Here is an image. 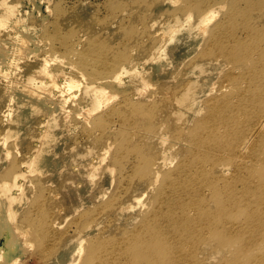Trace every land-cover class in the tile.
<instances>
[{
	"label": "bare ground",
	"instance_id": "bare-ground-1",
	"mask_svg": "<svg viewBox=\"0 0 264 264\" xmlns=\"http://www.w3.org/2000/svg\"><path fill=\"white\" fill-rule=\"evenodd\" d=\"M1 1L0 123L5 129L0 143L15 137L12 144L21 156L11 159V182L0 184V264H9L22 247L16 215L27 196L17 179L40 181L30 172H50L64 138L73 140L70 150L92 139L95 161L82 151L78 170L67 178L71 192L65 209L79 215L71 234L49 218L61 212L62 202L42 209L44 190L22 214L21 222L34 225L37 240L57 242L61 232L67 235L57 252L39 254L40 264H264V0H231L218 7L211 0H185L177 12L197 11L193 24H187L192 11L186 18L175 16L169 27L153 33L154 39L149 30L141 39L137 32L130 41L140 40L139 47L122 49L102 32L109 24L99 27L100 20L99 28L78 29V16L67 11L49 6L50 22L21 14L17 1ZM156 22L150 29L162 23ZM176 27L183 50L195 61L215 63L218 86L208 85L212 78L196 70L190 80L174 83L178 75L168 68L166 42L176 38ZM154 76L158 83L149 81ZM160 115L164 122L158 123ZM161 124L166 130L157 129ZM108 156L116 169L126 161L130 168L117 176L113 189H97L105 197L95 203L100 195L84 193ZM59 169L62 174L67 164ZM81 174L84 185L72 187V182L82 184L76 180ZM13 185L16 191H10ZM140 185L153 195L144 209L129 214L142 200ZM109 222L116 228L108 229Z\"/></svg>",
	"mask_w": 264,
	"mask_h": 264
},
{
	"label": "rangeland",
	"instance_id": "rangeland-1",
	"mask_svg": "<svg viewBox=\"0 0 264 264\" xmlns=\"http://www.w3.org/2000/svg\"><path fill=\"white\" fill-rule=\"evenodd\" d=\"M4 1L5 0H3V2ZM7 1H8V4L10 3V5H11V1L12 2L17 1L16 3L14 2L13 4L19 5V6L18 5H16V6H18L20 8V9L17 8V10L19 9L18 11H20L21 14L22 13L26 14L29 17L32 16L31 18H37V17L39 18L41 15V18L45 17L44 20L50 21V22L53 20L52 18H54L53 17L54 14L51 11V9L54 10V8H58V9H60V11H64V12L67 11V12H69V14H71V16H74V15L76 17L78 16L77 20H79L80 22L77 20L74 21V23L78 29H82L83 27H87V25H88V27H91V26L93 27V25H94V29H95V27L96 28H99L100 26L102 27L103 24L105 26L107 24H109L106 27L103 26L105 28L102 27L104 29L103 31H102V28H100L99 29L100 33L102 31L106 36H108V35L114 36L113 42H116L115 44H117L120 47V49H122V47H125L126 45H129L126 48H130L132 46L133 47H139L138 45L140 44V40L137 39L135 41V43H133L134 41L132 42V41H130V39H132L135 35L137 37L138 33H139L138 37L141 39V36L143 35V33L146 32L147 35L149 34L148 30L150 31V36L152 37V39H154L153 33H155L156 30L158 32L159 30L161 31V29H163V28H167V26L170 23H172L173 21L176 20L175 16L178 17L181 15V16H185L184 18H186L187 15L190 14L192 11V13H191L192 15L190 14L191 17L189 16L191 19L188 18L187 24H189V21H190V24H193L196 21L195 19L197 16V11H195L193 9H190L191 10V11H189L190 13L186 12L187 14L185 13V15L183 13L187 10H183L182 12L181 11L177 12V8L183 6L185 0H178V2L176 0H175L176 2L174 0H30V1H28V0H10V1L7 0ZM211 1H213L212 3L215 6H217V5L220 6L221 4L228 5L231 0H211ZM0 3H2L1 0H0ZM5 3H6V1H5ZM34 5L36 7H33ZM49 6L51 9L48 8ZM131 6H132V8H131ZM124 8H125V10H123ZM48 9L51 11L50 12L51 15H48V13H49ZM29 10H30V12H29ZM31 13H33V14L31 15ZM259 13L261 14L262 12H259ZM47 15L49 18L47 17ZM220 15L221 14L219 13L217 17L214 16L215 18L212 19L211 23L215 22V19L219 18ZM50 16H51V18H50ZM80 17H81V19H80ZM86 17L89 20L92 17L91 21L94 18L93 19L94 23L91 21H88V19ZM85 18L87 19V21ZM47 19H49V20H47ZM97 20H100V21H97ZM154 20H156L158 22H156ZM84 21H86V22H84ZM96 21L98 22V24H99V22H101L102 24H99V27H98L97 26L98 24L97 23H96L97 25L95 24ZM87 22H88V24H87ZM151 22L153 24H154V22H156L158 24H159V22L160 23L162 22V23L159 25L155 24L154 27L151 28L154 30H151L150 29V25L152 24ZM163 23L164 24L168 23V24L164 26ZM80 25H82L83 27ZM105 29H106V31H105ZM139 30H140V32H139ZM178 30L179 29L176 27V29L174 30V33H173V34H176V38H174L172 41L166 42L167 58H168V60L170 59V61H171V64L168 68H169L170 72L176 73L178 75V79L174 83H177L180 81H185V80H190L192 77V74L196 70L201 75L212 78L210 80V83H207L208 85L212 83L215 86H218V84L222 81H221V77L218 75L219 74L218 70L215 72V66H214L215 63H213V61L210 63H206L204 61H195V59H194L195 56L193 53L186 52L185 50H183V48L181 46L183 43V38L181 35H179ZM146 38L147 37H145V39ZM136 43H137V46H136ZM143 52H144V49H143L141 54H144ZM138 57L139 56H137V58ZM146 75H149V74H146ZM150 75H156V74H150ZM148 79L152 83H158L157 76L156 77L155 76L150 77ZM201 98H203V97H201ZM200 103L201 102L198 100L194 101V104L196 105V107L200 106ZM12 111H13V114L16 113V110L14 108ZM29 114H31V112ZM157 122L158 123L164 122V118L162 117V115L158 116ZM191 122L193 124V120ZM11 123H9V124H11ZM16 124H17L16 122H13L11 125L15 127V126H17ZM1 128H2V130L5 129L4 123H0V131H2ZM160 128H164V130H166V128L162 124L158 125V127H157L158 130ZM23 129L24 128L20 129L19 132L22 131V133L24 134L26 132V130L24 131ZM19 132H18V135H20L21 137L18 135H17V137L22 139L23 134L19 133ZM142 133L144 136L151 138L150 135L147 134L146 132H142ZM13 139L8 138V139L4 140L6 142L3 141L5 144L3 142H2L3 144L0 143V146H1V144L3 146L5 145L3 151L0 152V179H2L0 181V184L2 181L5 182V180H9V181L11 180L8 177H11V173L14 169L11 170V167H10L11 163L10 162H12L13 158L18 159L19 158L18 156H21V153H18V152L16 153V151L14 150L15 145L12 144V142L15 139L14 140ZM64 140H65V138L62 140L63 148L56 151V152H58L57 154H55V157L57 158V160L55 158V160H56L55 161L54 158H52L51 169L48 170L50 172H48V173L46 172V173H44V175L40 174L41 176L37 173H32L30 171L29 172L32 175L30 173L27 174L29 176L31 175V178H35V176H36L38 179H40V181L36 180V179L35 180L33 179V181L30 179V181H29V179L24 178V177H20L17 179V181L19 183V184L18 183L17 184L21 185V189L23 188V186H25L22 189V192L27 196V198L23 201L24 205L17 211L18 214L16 215L17 225L20 226L21 230L23 231L22 242L20 244L22 247L18 248V250L15 253V259L10 261L9 264H40V261H39L40 255L39 254L41 252H46L45 255L50 254L52 252H57L60 249L64 238L67 236V235H64L63 232H65L66 234H68V233L71 234L72 230L74 231V229H75V226H74L75 223H74L73 219L79 217V215L76 214V216L73 217L69 213V210L65 209L66 208L65 204H67V202H68V201H66L67 198H65V197L68 193L71 192V188H70L71 181L69 179L67 180V178L73 177V176H71V172L75 173L78 170V165H76L78 162L77 156L80 155V153L82 151H84L86 153L89 152L88 158L91 161L94 162L95 158H94V155L92 154V152H90V150L92 149V139L88 142H84V140H80L78 142L80 144L78 146H76V148H73L72 150L67 148V145H69L70 143L72 144L73 140H71V139H66L65 141ZM21 145H25V143L21 142ZM50 146H53L52 143H50ZM6 147L8 149H6ZM21 151L24 152L25 150L22 149ZM9 152H11L12 154H9ZM13 152H15V154H13ZM3 153L4 154L6 153V154L4 155ZM7 155H9V156H7ZM58 161L61 163V166H59L60 163ZM63 164H64V166L67 164L68 169H64V172L62 174H60L59 172L61 171V169H59V168L60 167L64 168ZM129 165H130V162L126 161V163L123 166H121V169H118V168L116 169L113 165L110 164L109 156L106 157L101 162V164L98 166V168L96 169V174H95L94 178L90 179V181L88 180L89 183L87 184V187H86L87 191L86 192L90 191V194L85 192L84 195H90V197H92L94 199H96L100 195V198L97 199L98 202H95V203H99V202L101 203V201H99V200L103 199L105 197V191L102 194H98L97 189L104 188L105 186L107 188L110 187L113 189L114 183L119 182L117 180V176L121 175L123 169H124V171H127L130 168ZM58 170H59V172H58ZM4 173H6V174H4ZM47 177H50V181L48 183L46 181ZM83 179H84V175L81 174L80 177L76 180L82 181V184L80 182H75V183L72 182V187H74V184L76 185V187H81V185L83 186L84 185ZM120 180H121V178H120ZM41 181L43 183H45V185H43V183H41ZM12 184H14V183H12ZM41 184L43 185V187ZM18 185L17 186L13 185L14 187L12 186L10 191H13L14 189L16 191L18 189V188L16 189V187H18ZM10 187H8V188H10ZM140 187H141V185L138 186L137 189H139ZM8 188H7V192H9ZM137 189H136V191H137ZM42 190L46 191V193L44 195L45 196L44 197L45 202L42 203V209H45V211L53 209L56 206L57 201L62 202L60 204V206L62 207L61 212L58 214L56 212H52L50 214L51 216L49 217L51 220H52V218H54V221H56L57 224H58V221H59V223L61 222L60 225L58 224L59 226L62 225L60 230H62L63 232H61L62 235L58 236V238H60V239L57 242L54 240H49V239L43 240V241L37 240V238H34V234H32L33 230L35 229V228L33 229L34 225L32 227V224L27 225V224H24L23 222H21V220L24 218L22 214H25L28 212V207H30L32 205V202L34 200H38V201L41 200L40 197L42 196V194H41ZM54 190H58L59 194L54 195L53 194ZM106 190H108V189H106ZM110 191L106 192L105 200L108 198ZM143 191H144V188H141L137 191V194H140ZM152 195L153 194H151V191L145 190L144 193H142V195H140V197L142 199L141 202L138 203L137 205H133L132 210H130V212H128V213L130 214L132 212H134V213L140 212V210L144 209L146 207L147 203H149V200L152 197ZM83 197H86V196H83ZM129 199H130V197L126 201H128ZM142 202L144 204L143 206H141ZM91 204L92 203H90V205ZM95 205H92L89 208V210H92ZM37 211L38 210H35L34 213H36ZM128 213L127 214L125 213L124 217L127 218ZM49 218H48V220H49ZM107 228L108 229H114V228H116V224H111L109 222V223H107ZM45 241H47V242H45ZM3 242H4V238L0 237V246L3 245ZM215 253L216 252H203L204 256L208 255L211 257ZM237 253L238 252H229V254L227 256H234V255H237ZM219 262H220L219 260H215V263H219ZM223 264H229V263L226 262Z\"/></svg>",
	"mask_w": 264,
	"mask_h": 264
}]
</instances>
